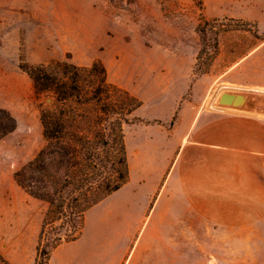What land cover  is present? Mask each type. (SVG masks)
Listing matches in <instances>:
<instances>
[{"label":"rangeland","instance_id":"obj_1","mask_svg":"<svg viewBox=\"0 0 264 264\" xmlns=\"http://www.w3.org/2000/svg\"><path fill=\"white\" fill-rule=\"evenodd\" d=\"M263 34L264 0H0V107L15 120L0 139V264H35L47 209L15 180L44 145L40 110L53 102L35 92L23 67L67 57L102 62L110 82L140 99L124 132L141 178L133 171L89 209L78 238L47 264H264V219L210 223L168 181L194 118L220 86L264 89ZM138 186L148 191L145 210ZM119 216L133 221L120 224Z\"/></svg>","mask_w":264,"mask_h":264},{"label":"trees","instance_id":"obj_2","mask_svg":"<svg viewBox=\"0 0 264 264\" xmlns=\"http://www.w3.org/2000/svg\"><path fill=\"white\" fill-rule=\"evenodd\" d=\"M209 22L205 20L199 29L204 43ZM238 23V29L249 25ZM217 35L209 38L210 58L218 52ZM23 69L37 94L53 98L40 110L43 147L15 172L19 186L47 203L35 260L47 264L57 247L78 238L85 213L128 181L124 127L134 121L132 114L141 101L110 82L100 61L85 66L67 57ZM14 122L11 113L0 107V139L15 127Z\"/></svg>","mask_w":264,"mask_h":264},{"label":"crops","instance_id":"obj_3","mask_svg":"<svg viewBox=\"0 0 264 264\" xmlns=\"http://www.w3.org/2000/svg\"><path fill=\"white\" fill-rule=\"evenodd\" d=\"M129 168L125 184L133 179V171L141 178L138 166L129 161ZM169 180L177 182L188 207L210 223L237 228L264 219V116L210 108L198 113ZM142 188L135 191L142 192ZM143 190V202L136 203L145 210L148 191ZM125 219L119 216L117 222L133 221Z\"/></svg>","mask_w":264,"mask_h":264},{"label":"water","instance_id":"obj_4","mask_svg":"<svg viewBox=\"0 0 264 264\" xmlns=\"http://www.w3.org/2000/svg\"><path fill=\"white\" fill-rule=\"evenodd\" d=\"M46 101L50 102L51 97ZM208 107L216 111L264 116V89L222 85L211 95Z\"/></svg>","mask_w":264,"mask_h":264},{"label":"bare ground","instance_id":"obj_5","mask_svg":"<svg viewBox=\"0 0 264 264\" xmlns=\"http://www.w3.org/2000/svg\"><path fill=\"white\" fill-rule=\"evenodd\" d=\"M213 262V261H212Z\"/></svg>","mask_w":264,"mask_h":264}]
</instances>
